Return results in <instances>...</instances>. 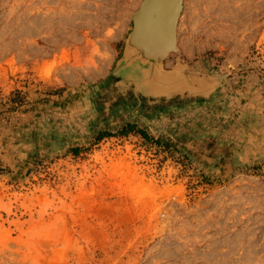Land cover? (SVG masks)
<instances>
[{"label": "rangeland", "instance_id": "rangeland-1", "mask_svg": "<svg viewBox=\"0 0 264 264\" xmlns=\"http://www.w3.org/2000/svg\"><path fill=\"white\" fill-rule=\"evenodd\" d=\"M140 2L0 0V264H264V0H182L167 101L115 87Z\"/></svg>", "mask_w": 264, "mask_h": 264}, {"label": "water", "instance_id": "water-1", "mask_svg": "<svg viewBox=\"0 0 264 264\" xmlns=\"http://www.w3.org/2000/svg\"><path fill=\"white\" fill-rule=\"evenodd\" d=\"M146 1L147 0H141L137 9L132 13L130 27L125 34L121 53L113 64L112 75L113 77H118V80L115 81V84H119L116 87L117 91L120 89L123 94L122 88L126 86L127 89L125 90L127 91L123 90L124 92L141 94L144 97H153L157 100L163 98L166 101L176 95L182 98L186 92H188L189 95H194L195 92L202 89H199L197 86L195 87L190 78L181 72L183 65H176L172 69H165L163 67L164 60L167 58L168 54L171 51L177 50L176 39L172 41L170 38L168 43L156 50H149L147 43H140L138 39H136L139 36V34H136L139 24L137 19L140 17V10L145 5ZM181 9V0H176L171 14L173 17L171 20L172 34L174 27H176L175 22H177ZM134 41L136 43H134ZM123 66L124 68L130 67L137 73L132 75L128 72H120ZM148 70H151L153 74H151L149 79H145L142 75ZM191 79H194V77ZM173 81H179V83L175 82V88L168 90L167 84L171 86L172 83L170 82ZM161 84H164V86L162 87ZM157 85L160 87L159 90H155L151 87H157ZM172 86H174V84Z\"/></svg>", "mask_w": 264, "mask_h": 264}, {"label": "bare ground", "instance_id": "bare-ground-1", "mask_svg": "<svg viewBox=\"0 0 264 264\" xmlns=\"http://www.w3.org/2000/svg\"><path fill=\"white\" fill-rule=\"evenodd\" d=\"M175 2L176 0H147L145 5L140 10V17H138L137 19L139 23L138 30L136 31V34L137 35L139 34V36L136 39H138L140 43H147L149 50L160 49L162 46H164L166 43L169 42L170 38L172 41L176 39L178 19H177V22H175L176 27H174L173 34H172V27H171L172 25L171 20L173 18L171 14H172V10L174 8ZM181 4H182V0H181ZM134 43L136 42L134 41ZM120 72H128L129 74L131 73L132 75L134 73L135 74L137 73L135 72V70H132L130 67L124 68V66L123 68H121ZM151 74H153V72H151V70H148L144 72V75L142 76H144L145 79H149ZM175 82L179 83V81L170 82L172 83V85L174 84V86L172 85L170 86L167 84V89L171 90L175 88L176 86ZM117 85L119 84H116L115 87H117ZM161 86L163 87L164 84H161ZM197 86L198 88H201V89H208V88H211L212 85L210 81L207 82L206 79L205 80L201 79L199 80V83L197 84ZM151 87L155 90L160 89L158 85L157 87L155 86H151ZM125 89H127L126 86L122 88L123 93H126L124 92V91H127Z\"/></svg>", "mask_w": 264, "mask_h": 264}, {"label": "trees", "instance_id": "trees-1", "mask_svg": "<svg viewBox=\"0 0 264 264\" xmlns=\"http://www.w3.org/2000/svg\"><path fill=\"white\" fill-rule=\"evenodd\" d=\"M15 96H17V95H15ZM10 101H11V102H15L14 95H11V97H10ZM128 130H133V129H132V127H128ZM98 136H99V135H98Z\"/></svg>", "mask_w": 264, "mask_h": 264}]
</instances>
